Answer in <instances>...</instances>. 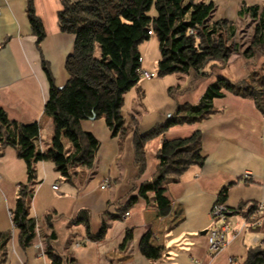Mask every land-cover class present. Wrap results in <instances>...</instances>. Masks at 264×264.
<instances>
[{
  "label": "crops",
  "instance_id": "crops-1",
  "mask_svg": "<svg viewBox=\"0 0 264 264\" xmlns=\"http://www.w3.org/2000/svg\"><path fill=\"white\" fill-rule=\"evenodd\" d=\"M61 1L34 0V11L45 31L38 47L27 18V0H0V43L4 42L0 47V108L10 120L37 121L42 149L50 143L54 129L53 119L44 113L50 84L42 61L47 63L54 84L61 87L68 79L65 61L74 46V35L61 31L58 26ZM204 1L215 4V19L230 20L237 27L249 20L247 14L239 15L244 4L264 8V0ZM246 47L238 44L237 53L232 54L225 65L212 66L211 74L193 80L189 90L187 79L190 77L187 75L184 95L177 97L176 104L172 103L150 125L136 119L138 132H146L171 116L178 103L197 102L217 76L238 82L250 72L261 70L264 56L256 52L253 57H245L242 52ZM142 59L144 61L143 56ZM136 87L139 92V84ZM214 105L216 112L209 118L192 125L171 127L165 133L170 139L188 137L199 131L205 161L202 166H190L177 182L166 184L172 208L170 214L162 218L156 216L152 193H149L147 200L136 201L127 216L111 219L120 205L136 195L137 187L154 176L162 138L158 136L146 142L145 167L140 171L132 146L133 114L122 111L127 126L124 137L113 136L102 118L81 121L82 129L92 133L100 143L93 167H77L66 180L58 174L53 162L36 164L39 183L30 204V213L36 220V237L32 245L24 249L19 245L18 231L12 228L11 212L19 185L27 182L26 164L14 148H4L0 153V233L11 232L12 235L6 264H51L44 254L45 240L51 231L57 236L53 247L66 258L73 259L74 264H244L249 247L264 245L254 242V237L260 241L264 239V222L254 233L246 230L242 215L229 216L227 221L232 234L220 251L210 254V211L220 190L227 185L225 204L230 208L264 202V115L253 101L230 93L215 99ZM130 112L138 114L136 109ZM104 179H109L110 186L102 190L100 185ZM53 184H58L57 190L52 189ZM83 210L88 211L91 234L98 232L103 221L107 223L106 234L100 240H91L84 223L74 221ZM178 211L180 216L176 218ZM48 217L52 228L48 225ZM127 230L132 231V239L122 248ZM146 232L151 233L155 245L163 248L158 260H148L139 251V241ZM77 242H81L80 245Z\"/></svg>",
  "mask_w": 264,
  "mask_h": 264
},
{
  "label": "trees",
  "instance_id": "trees-1",
  "mask_svg": "<svg viewBox=\"0 0 264 264\" xmlns=\"http://www.w3.org/2000/svg\"><path fill=\"white\" fill-rule=\"evenodd\" d=\"M58 11V26L61 31L74 35L73 51L67 56L66 83L54 84L47 63L43 69L50 88L44 113L53 119L54 129L50 143L45 149L39 146L40 125L37 121L20 123L10 120L0 108V153L6 147L16 150L24 160L27 182L20 184L15 207L11 212L12 228L18 231L19 245L24 249L32 245L36 237V220L30 213V204L36 185L39 183L36 164L51 161L58 174L69 180L77 167L92 168L99 148L98 139L84 131L81 121L102 118L113 136L124 137L127 126L122 115L125 94L138 86L142 76L140 45L151 35L158 38L160 53L157 75L183 73L198 80L211 74V67L225 65L232 54L237 53L238 28L227 19H215L216 6L204 0H62ZM26 13L31 33L39 47L45 37L41 19L34 11V0H27ZM247 14L253 31L242 55L253 57L256 52L264 56V8L259 5L240 9L239 15ZM4 45L0 43V47ZM96 47L100 56L95 55ZM177 86L170 87L174 92ZM179 89V88H178ZM230 93L253 101L256 109L264 115V67L254 70L238 82L217 76L196 103L177 104L175 112L156 123L146 132H138L136 118L132 146L134 161L142 171L145 167V144L154 137H161L156 157L158 164L151 180L140 184L137 193L113 214L111 219L120 220L140 198L152 201L158 218L170 214L172 201L166 184L177 182L190 166H202L205 156L199 131L188 137L166 138L168 129L180 125H192L209 118L216 112L214 100ZM142 95V92L139 91ZM140 95V96H141ZM67 142V144H66ZM228 187L224 186L215 201L225 204ZM256 203L231 208V215L247 217L255 211ZM247 209V211L245 210ZM180 211L176 213V218ZM76 223H84L91 240H100L108 225L104 221L96 234L90 233L88 211H81ZM48 225L52 222L47 218ZM260 227L249 229L257 232ZM11 232L0 233V264H6ZM150 232L143 234L139 251L148 260H158L163 248L151 241ZM132 239L127 230L121 247ZM57 240L51 231L45 240L44 254L51 264H74L73 259L58 253L53 247ZM244 264H264V245L251 246Z\"/></svg>",
  "mask_w": 264,
  "mask_h": 264
},
{
  "label": "rangeland",
  "instance_id": "rangeland-1",
  "mask_svg": "<svg viewBox=\"0 0 264 264\" xmlns=\"http://www.w3.org/2000/svg\"><path fill=\"white\" fill-rule=\"evenodd\" d=\"M237 28L238 33L235 39L236 43L239 45H247L253 31V24L250 23V20H246ZM140 49V52L144 57V61H142L143 69L155 71L152 72L153 79L145 80L141 77L140 81H142L145 85L142 86L141 82H139L138 89L142 92V95L137 92V87L130 89L125 94L122 111H129V114H133L138 121H143L145 125H150L153 123V121L159 119L160 115L168 110L172 103L174 105L176 104L177 97L184 95L183 86L185 85V79H187V75L183 73H174L158 76L156 74L157 60H159L160 57L158 38L156 35H151L149 40L144 41L141 44ZM95 55L97 57L100 56V50L98 47H96ZM187 82V90H189L193 82L192 78L190 77V79H187ZM171 86H177L175 88L177 90L170 93L169 88ZM131 109H136L138 114H134V112L131 113ZM51 138L49 142L51 141Z\"/></svg>",
  "mask_w": 264,
  "mask_h": 264
},
{
  "label": "built area",
  "instance_id": "built-area-1",
  "mask_svg": "<svg viewBox=\"0 0 264 264\" xmlns=\"http://www.w3.org/2000/svg\"><path fill=\"white\" fill-rule=\"evenodd\" d=\"M1 13V9H0ZM142 76L145 78H152L153 73L148 71H142ZM248 177V174H245ZM110 186L109 179H104L100 185V189L104 190ZM53 190L58 189V184L52 185ZM255 211L249 214L247 217L243 216L245 224L244 227L246 230H249L251 226L261 227L262 222H264V202L256 203ZM232 209L226 205L214 203L210 211V217L212 225L208 231V251L210 254H215L220 251L228 242L229 235L232 234L231 226L227 221V218L231 216ZM247 211V209L245 208ZM128 215V212L125 213V216ZM252 232V231H251ZM255 233V232H254ZM254 242L264 243L259 240L258 237H254ZM81 242H77V245H80ZM233 263V260H230Z\"/></svg>",
  "mask_w": 264,
  "mask_h": 264
},
{
  "label": "bare ground",
  "instance_id": "bare-ground-1",
  "mask_svg": "<svg viewBox=\"0 0 264 264\" xmlns=\"http://www.w3.org/2000/svg\"><path fill=\"white\" fill-rule=\"evenodd\" d=\"M240 215H242V214H240Z\"/></svg>",
  "mask_w": 264,
  "mask_h": 264
},
{
  "label": "water",
  "instance_id": "water-1",
  "mask_svg": "<svg viewBox=\"0 0 264 264\" xmlns=\"http://www.w3.org/2000/svg\"><path fill=\"white\" fill-rule=\"evenodd\" d=\"M92 118H94V117H92Z\"/></svg>",
  "mask_w": 264,
  "mask_h": 264
}]
</instances>
